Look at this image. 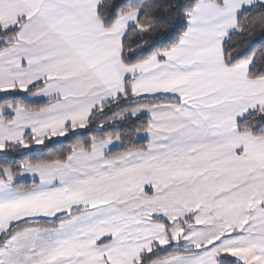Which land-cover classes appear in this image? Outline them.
<instances>
[{
    "label": "snow or ice",
    "instance_id": "1",
    "mask_svg": "<svg viewBox=\"0 0 264 264\" xmlns=\"http://www.w3.org/2000/svg\"><path fill=\"white\" fill-rule=\"evenodd\" d=\"M0 264H264V0H0Z\"/></svg>",
    "mask_w": 264,
    "mask_h": 264
},
{
    "label": "trees",
    "instance_id": "2",
    "mask_svg": "<svg viewBox=\"0 0 264 264\" xmlns=\"http://www.w3.org/2000/svg\"><path fill=\"white\" fill-rule=\"evenodd\" d=\"M68 145H65V147H67Z\"/></svg>",
    "mask_w": 264,
    "mask_h": 264
}]
</instances>
